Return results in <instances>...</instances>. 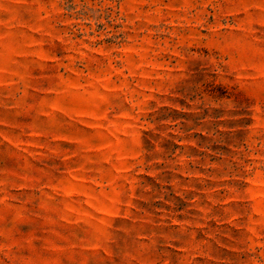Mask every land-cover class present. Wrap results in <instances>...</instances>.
I'll use <instances>...</instances> for the list:
<instances>
[{
    "label": "rangeland",
    "instance_id": "1",
    "mask_svg": "<svg viewBox=\"0 0 264 264\" xmlns=\"http://www.w3.org/2000/svg\"><path fill=\"white\" fill-rule=\"evenodd\" d=\"M0 264H264V0H0Z\"/></svg>",
    "mask_w": 264,
    "mask_h": 264
}]
</instances>
